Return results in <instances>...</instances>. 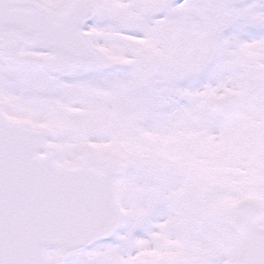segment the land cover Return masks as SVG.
Instances as JSON below:
<instances>
[{
  "label": "snow or ice",
  "instance_id": "1",
  "mask_svg": "<svg viewBox=\"0 0 264 264\" xmlns=\"http://www.w3.org/2000/svg\"><path fill=\"white\" fill-rule=\"evenodd\" d=\"M0 264H264V0H0Z\"/></svg>",
  "mask_w": 264,
  "mask_h": 264
}]
</instances>
